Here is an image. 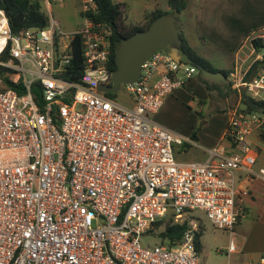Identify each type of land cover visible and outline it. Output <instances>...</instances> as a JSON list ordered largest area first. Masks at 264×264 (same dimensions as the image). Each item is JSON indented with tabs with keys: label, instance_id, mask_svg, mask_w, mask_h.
Returning a JSON list of instances; mask_svg holds the SVG:
<instances>
[{
	"label": "built area",
	"instance_id": "1",
	"mask_svg": "<svg viewBox=\"0 0 264 264\" xmlns=\"http://www.w3.org/2000/svg\"><path fill=\"white\" fill-rule=\"evenodd\" d=\"M61 1L44 0L46 26L17 33L0 10V264H201L193 211L234 233L245 212L235 172L264 180L249 144L254 131H264V116L239 103L227 107L225 137L235 151L221 143L204 162H178L173 144L183 138L150 115L201 70L159 49L139 79L125 84L133 100L126 107L97 89L112 83L107 36L89 16L64 32L51 9ZM95 8L94 0H82L81 11ZM76 34L84 46L77 81L63 77ZM262 49L264 26L241 46L227 75L241 98L246 92L264 102V67L249 73ZM169 213L175 222L192 219L182 239L145 247L144 236ZM235 251L231 241L227 256Z\"/></svg>",
	"mask_w": 264,
	"mask_h": 264
},
{
	"label": "crops",
	"instance_id": "2",
	"mask_svg": "<svg viewBox=\"0 0 264 264\" xmlns=\"http://www.w3.org/2000/svg\"><path fill=\"white\" fill-rule=\"evenodd\" d=\"M72 1L80 15L82 0ZM117 1L128 4L126 19L131 24H142L149 13L156 9L167 11L171 6L170 0ZM66 2L68 3L67 0H63L53 4L60 3L61 6H66ZM177 16L180 29L194 48H198L214 68L229 73L237 60L241 46L254 31L264 26V0H188L186 8ZM163 71V68L159 67L154 78H158ZM201 73L200 71L183 87L167 96L162 108L150 115L154 122L165 125L169 109L177 105L185 106V103L194 107V101L197 100L200 102V113L204 118L202 111L207 101H210L209 116L204 118L201 126L197 125L199 118L193 115V125L188 135L183 136L174 132L184 140L183 144H173L175 157L181 163L204 162L209 158L210 150L221 143L227 144L229 154L235 151L225 137L227 119L222 120V114L217 111L226 112L227 107L234 103L240 104L242 98L235 91L228 93L227 90L230 88L227 83L217 82L203 74L205 79H201ZM132 106L131 98L126 107ZM195 132L196 139L193 138ZM260 132L262 131L256 130L249 136V138L253 136L256 143V148L252 146L256 154L254 170L264 166V143L260 144V141L264 142V138L260 136ZM235 178L241 188L245 212L239 219L234 233H229L228 245L233 241L236 251L228 257V263L242 264L250 260L256 264H264L261 263V258H264V180H251L249 173L241 169L235 172ZM202 243V249H206L204 247L208 244L204 235ZM223 243L227 248V240Z\"/></svg>",
	"mask_w": 264,
	"mask_h": 264
},
{
	"label": "trees",
	"instance_id": "3",
	"mask_svg": "<svg viewBox=\"0 0 264 264\" xmlns=\"http://www.w3.org/2000/svg\"><path fill=\"white\" fill-rule=\"evenodd\" d=\"M94 1L96 4L95 10L88 11L87 13L80 11V16H89L94 23V28L101 30L107 36L110 44L109 69L111 73H113L117 67L116 49L119 47L121 40L139 30L147 28L154 19L166 13H173L175 16L176 25L183 40L180 55L184 61L197 66L200 70L209 69L212 71H219L213 67L212 63L206 57L194 48L185 33L180 29L177 15L186 8L188 0H179V4L175 11L171 9L167 11L156 9L147 15L146 21L142 24H131L127 22L126 15L128 4L126 2L117 0ZM174 1L175 0H170V4ZM43 3L44 0H0V10L8 17L12 31L17 33L22 29L33 27L42 28L47 25L48 14L43 9ZM254 44L257 51H260L263 47L261 42L255 41ZM262 67H264V58L263 60L258 59L254 61L250 67L249 73L252 75ZM223 72L227 73L225 70H223ZM83 73L84 46L81 35L76 34L71 41V59L66 65L63 77L77 81L81 79ZM209 88L211 89V87ZM230 91L233 90H227L228 93ZM242 103L251 108V111L259 112L264 116V102L258 101L244 92L240 104ZM260 136L264 138V131L260 132ZM193 138H197V132L193 134ZM227 140L232 146H235L236 143L231 141L232 139L230 137H227ZM191 223L192 219L190 218H187L183 222H175L173 216L169 213L163 219L157 221L155 229H153L150 234H155V237H157L155 244L167 243L170 246H174L182 239ZM203 233V225L200 223V227L195 234V245L198 251L202 250Z\"/></svg>",
	"mask_w": 264,
	"mask_h": 264
},
{
	"label": "rangeland",
	"instance_id": "4",
	"mask_svg": "<svg viewBox=\"0 0 264 264\" xmlns=\"http://www.w3.org/2000/svg\"><path fill=\"white\" fill-rule=\"evenodd\" d=\"M67 1L68 3L66 2V6H61L60 3L53 4L52 13L55 19L60 23L62 30L66 33H72L80 25L81 16L77 12V6L74 4V1ZM43 9L48 15L51 14L45 3H43ZM197 50L199 51L198 48ZM200 78L205 79L201 75ZM104 95L110 99L116 100L118 103L124 106L128 105L131 100V95L126 89L125 84H122L121 88L118 91L113 93H104ZM194 102V107H191L190 105H188V103H185V106L178 107L177 105L176 107L169 109L166 124L163 126L175 133H181V135L183 136L188 135L189 130L193 125V115L199 118V122L197 125L201 126L204 118L209 116L208 108L210 105V101H207V105H205L204 110L202 111L204 118L200 113V102H198L197 100H195ZM236 104L237 103H234V105ZM217 112L222 114V120H228L225 111L218 110ZM253 138V136L249 138V144L256 148V143L254 142ZM261 143L264 142L260 141V144ZM193 213L198 218H200L199 225L200 223L203 225V235L205 236V240L208 244L206 247H204L206 249H202L201 253L199 252L201 264H228L229 259L226 253L227 248L224 247L225 244L223 242L227 240L228 245L229 232L216 228V226L206 217L204 212L195 210L193 211ZM155 241H157V237H155V234H149L147 236H144L143 245L145 247H152L154 246Z\"/></svg>",
	"mask_w": 264,
	"mask_h": 264
},
{
	"label": "water",
	"instance_id": "5",
	"mask_svg": "<svg viewBox=\"0 0 264 264\" xmlns=\"http://www.w3.org/2000/svg\"><path fill=\"white\" fill-rule=\"evenodd\" d=\"M179 0H175L170 9L175 11ZM183 40L180 36L173 13H166L154 19L147 28L139 30L121 40L116 49V69L112 73L111 84H100V92L118 91L122 84L136 82L142 72V66L159 49L166 50L175 60H184L181 55ZM264 53V50L261 51ZM202 74L217 82L227 83V75L222 71L202 69ZM242 109L251 110L242 103Z\"/></svg>",
	"mask_w": 264,
	"mask_h": 264
}]
</instances>
